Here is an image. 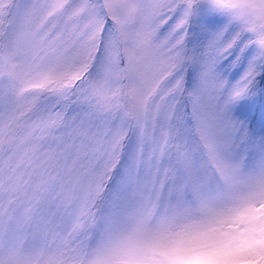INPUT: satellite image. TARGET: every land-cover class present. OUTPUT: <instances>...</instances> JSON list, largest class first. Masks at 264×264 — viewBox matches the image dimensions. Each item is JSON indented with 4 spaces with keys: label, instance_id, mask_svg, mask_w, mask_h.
<instances>
[{
    "label": "snow or ice",
    "instance_id": "1",
    "mask_svg": "<svg viewBox=\"0 0 264 264\" xmlns=\"http://www.w3.org/2000/svg\"><path fill=\"white\" fill-rule=\"evenodd\" d=\"M0 264H264V0H0Z\"/></svg>",
    "mask_w": 264,
    "mask_h": 264
}]
</instances>
